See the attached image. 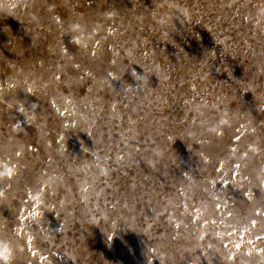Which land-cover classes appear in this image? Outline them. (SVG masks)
Listing matches in <instances>:
<instances>
[{
    "label": "rangeland",
    "instance_id": "rangeland-1",
    "mask_svg": "<svg viewBox=\"0 0 264 264\" xmlns=\"http://www.w3.org/2000/svg\"><path fill=\"white\" fill-rule=\"evenodd\" d=\"M0 162L11 264H264V0H0Z\"/></svg>",
    "mask_w": 264,
    "mask_h": 264
},
{
    "label": "clouds",
    "instance_id": "clouds-1",
    "mask_svg": "<svg viewBox=\"0 0 264 264\" xmlns=\"http://www.w3.org/2000/svg\"><path fill=\"white\" fill-rule=\"evenodd\" d=\"M81 39L82 38L80 36L74 35L72 37V43L77 44L79 46ZM9 167V165L0 162V179L8 178L7 172ZM12 258V248L6 241L0 239V264H11Z\"/></svg>",
    "mask_w": 264,
    "mask_h": 264
}]
</instances>
